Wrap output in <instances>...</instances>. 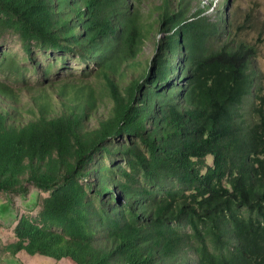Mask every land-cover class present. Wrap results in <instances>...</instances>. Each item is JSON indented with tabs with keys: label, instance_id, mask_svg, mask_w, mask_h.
Instances as JSON below:
<instances>
[{
	"label": "trees",
	"instance_id": "1",
	"mask_svg": "<svg viewBox=\"0 0 264 264\" xmlns=\"http://www.w3.org/2000/svg\"><path fill=\"white\" fill-rule=\"evenodd\" d=\"M143 2L0 0V37L17 36L26 60L37 49L83 65L79 79L51 82L48 65L37 86L0 82V195L20 183L48 194L6 250L69 264H264L255 49L183 0L145 14ZM151 34L163 36L141 60Z\"/></svg>",
	"mask_w": 264,
	"mask_h": 264
},
{
	"label": "rangeland",
	"instance_id": "2",
	"mask_svg": "<svg viewBox=\"0 0 264 264\" xmlns=\"http://www.w3.org/2000/svg\"><path fill=\"white\" fill-rule=\"evenodd\" d=\"M161 1L144 0L141 7L142 12L145 14L149 6H158ZM169 1L172 9L177 10L180 0ZM183 2L189 6L191 13L202 11V16L210 23L219 24L220 18L225 19L227 25L225 33L254 47L256 53L252 61L255 71L254 86L258 87L257 96L264 100V0H183ZM134 7L132 3V8ZM221 26L219 32H221ZM220 35L219 33L214 37L213 45L217 46L220 39L223 38ZM162 36L151 34L145 40L140 53L141 60L152 56L154 39L162 38ZM46 54L36 49L33 53V62H29L25 59L18 37L9 33L3 35L0 37V82L9 85L16 91L25 85L37 86L43 82L40 73L48 65L51 68L48 80L51 82L80 78L83 65L76 58L67 56L61 61L58 53L49 52ZM22 100L25 101L24 96ZM206 162L211 165V158H207ZM22 184L20 183L18 188L23 186L24 190L16 193H1L0 195V264H69L64 260L56 262L47 257H30L24 253L13 256L7 252L6 246L16 240L13 230L18 218L25 216L29 220L37 222L41 200L48 195L32 184ZM182 229L189 232L186 228Z\"/></svg>",
	"mask_w": 264,
	"mask_h": 264
}]
</instances>
